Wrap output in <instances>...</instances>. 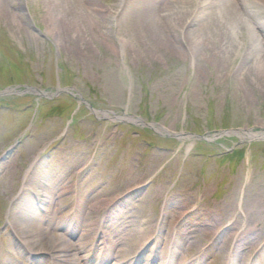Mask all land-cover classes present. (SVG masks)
<instances>
[{
	"label": "rangeland",
	"instance_id": "1",
	"mask_svg": "<svg viewBox=\"0 0 264 264\" xmlns=\"http://www.w3.org/2000/svg\"><path fill=\"white\" fill-rule=\"evenodd\" d=\"M181 4L186 25L175 24L177 6L164 41L135 25L166 0H0V264H33L40 247H27L17 223L26 209L27 223L48 226L53 193L69 257L92 248L99 264L106 254L100 235L84 234L88 223L128 214L135 241L155 232L137 253L145 259L184 226L197 230L184 246L202 250L183 246L177 260L222 244L201 235L218 230L236 236L205 264L232 258L248 232L245 256L264 264V1ZM188 29L205 36L201 46ZM221 31L227 47L215 40ZM85 194L91 207L121 205L76 206ZM128 252L107 264H133Z\"/></svg>",
	"mask_w": 264,
	"mask_h": 264
},
{
	"label": "bare ground",
	"instance_id": "2",
	"mask_svg": "<svg viewBox=\"0 0 264 264\" xmlns=\"http://www.w3.org/2000/svg\"><path fill=\"white\" fill-rule=\"evenodd\" d=\"M182 0H166V5L163 6L162 14L157 13L158 10L152 11V13H148V14H152L151 15H147L146 20L142 19L141 21L139 20L138 24L135 25V27H141L142 28V35H145L146 38H155V39H160V40H164V41H168V34L165 33L163 31V29L165 30L164 26H166L167 29H169L170 25L172 24V16H174V10L175 8L178 6L176 12L180 9V6H182L181 4ZM264 1V0H263ZM181 4V5H179ZM187 13V8L185 7V9H180L178 11V13H176L175 17L178 20L179 18L181 19L179 22H176L175 24L178 25V23H182V26L186 25V20L184 19L185 14ZM156 16V17H155ZM231 25L233 24L232 22H230ZM223 28V27H222ZM199 33L202 34V28L199 29ZM226 31V30H225ZM205 36L203 35H199L198 31L194 32L191 29L186 30V33L184 35V38H190L193 39L196 43V45H200L203 44V42H198L196 39L197 38H202L200 40H203ZM226 35L225 32L222 33V31L219 33L215 34V40L221 41V42H225L226 39ZM214 38V37H213ZM217 42V41H216ZM226 43L229 42H225V47ZM231 44V43H229ZM131 119V118H130ZM132 120V119H131ZM258 135H264V132L258 133L256 132ZM256 133L254 132H245L244 136H253ZM256 134V135H257ZM36 180V179H35ZM45 184V183H44ZM45 191H50L51 187H48V184H46V187H43ZM53 190V189H51ZM55 192V191H53ZM87 194V193H86ZM86 194L83 196L80 204H76V206H85V208H89V210H93L95 207H98V203H101L102 201H98V203L96 202L94 205H89L87 203L88 199L86 198ZM54 195H56L55 193L52 194L51 200L49 202V205H47L46 209H45V213L43 214V218H45V220L48 221V226H50L51 228L49 229L48 226H38L35 225L37 222H32L31 224L27 223L26 221V209L24 212L21 213V216H19V221L17 223V232L20 235H23V237L25 239L28 240V246L30 250H32L33 252L35 251V248L40 247V250H36V255L33 256L34 258V262L33 264H40L39 262H42L43 260V255L42 253H49L51 255V258L54 259L53 264H91V257L93 259L94 256H96L97 258V253L94 254L92 253V255L90 256V258L88 259V261L84 260L82 257H77V254H74L69 257L68 253H69V248L65 247V242L63 243L62 240H65L64 238H66L65 235L58 233L57 230H59L60 228L65 227V223L63 225H58L56 224L53 220H54V213H58L57 209L54 208V204L56 205L58 202L55 200L54 201ZM111 201V203H110ZM53 204V205H52ZM102 207L106 208H113L116 206L121 205V201L120 202H114L111 199H106L104 200L102 203ZM73 206H75V204H72ZM100 205V204H99ZM90 206V207H89ZM92 208V209H90ZM128 214L125 215L126 218H130ZM122 216V215H121ZM110 217L112 218V214L105 216L104 219L102 221H92L90 223H88V226H90V229L88 228L87 232L84 234H86V236L90 237V240L95 239V237L99 236L98 238H101V244L103 245L102 247V253H104V255L107 253H109V256H105L103 257L101 260V262L99 264H107L109 262V260H111L115 255L116 256H123L125 254V251H129L126 256H133L134 257V264H205V262L203 261L204 258L210 254L211 256V260H214V258L216 257V254H225L230 250V240L231 238H234L236 236V234H233L231 236H229L230 238H226L223 235V231H214V230H209V231H204L203 233H201L202 238L204 239H208V240H217V239H223L224 237V241L222 242V244L217 245V246H213V243L210 244L208 246V249L204 251V253H201V255H199L198 258L193 259L188 261L186 260H177V257L179 256V254L183 251L184 246L186 245L187 242H189L190 239L193 238V235L191 233H195L197 230L194 231H187L186 232V228L183 226L181 227L175 234H176V239L174 238V241L172 243L171 246H168L167 248L163 247L162 251H158V254H156L154 256V259L151 258L149 259H145V252L147 250H143L141 252V254H137L141 251L142 249V244L145 242L146 239H148L149 237H151V235L153 236L155 232L152 231V229L150 231L144 232L143 234L145 236H140L136 241L134 239L135 233L136 231H134L133 229H129L126 228V223H125V217L124 219L122 218H112L110 219ZM131 219V218H130ZM80 220H82L80 214L78 215V222H80ZM182 222L184 220H181ZM64 222V221H63ZM45 225H47V222L45 223ZM47 227V228H46ZM104 227H108L107 228V233L101 231L100 228H104ZM56 229V230H54ZM104 230V229H103ZM152 231V232H151ZM83 234V235H84ZM253 236V232H248L244 234V237L235 244L233 251H232V258L230 259H226L224 262H220L218 264H249L248 260L249 258L245 256V250L246 252H249L253 246V244L251 243V237ZM85 237V236H84ZM134 240V244H130L129 242L131 240ZM89 240V241H90ZM66 241V240H65ZM125 242H128V244H126ZM122 245L120 247H118L117 245ZM128 245V248H126V246ZM25 246V245H24ZM77 249L79 251H81L84 247H86L83 242H80L76 245ZM184 246V247H183ZM73 248V247H72ZM202 246L198 245L197 247L194 245V247L192 248H188L187 250L189 251L188 253L191 254H197L199 251H201ZM71 249V248H70ZM192 249V250H191ZM91 250V248H90ZM131 250V251H130ZM243 253L245 258H243ZM39 255V256H38ZM162 255V256H161ZM164 256L168 257V259H162ZM38 258V259H36ZM95 258V257H94ZM149 261V262H148ZM124 262V261H123ZM114 264H122L121 260H118L117 263L115 262Z\"/></svg>",
	"mask_w": 264,
	"mask_h": 264
}]
</instances>
